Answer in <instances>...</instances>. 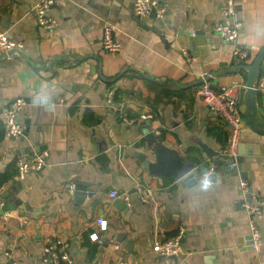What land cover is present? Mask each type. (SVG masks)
Instances as JSON below:
<instances>
[{
	"label": "crops",
	"instance_id": "0c3cea01",
	"mask_svg": "<svg viewBox=\"0 0 264 264\" xmlns=\"http://www.w3.org/2000/svg\"><path fill=\"white\" fill-rule=\"evenodd\" d=\"M38 1L0 0V32L26 47L0 57V209L22 202L0 215V264L7 253L17 264H44L43 250L58 236L71 243L74 264H264V213L257 251L244 207L251 198L240 185L247 180L264 192V135L244 117L250 105L245 67L264 49V0H237L242 32L235 43L214 32L224 0H166V17L147 20L135 16V0H66L51 8L59 23L51 31L31 13ZM106 23L117 28V54L101 48ZM235 45L252 58L237 60ZM204 79L215 88L234 87L238 97L242 176L222 171L208 155H223L230 131L199 97ZM17 98L26 100L19 118L30 130L14 139L5 132L3 105ZM257 108L263 122L261 93ZM157 143L194 164L198 182L145 168L139 155L154 163ZM39 153L48 154L44 169L16 179V162ZM211 166L219 177L199 181ZM100 216L109 227L94 243L89 235ZM182 229L183 254L177 260L159 256L156 246Z\"/></svg>",
	"mask_w": 264,
	"mask_h": 264
},
{
	"label": "built area",
	"instance_id": "2783aa9c",
	"mask_svg": "<svg viewBox=\"0 0 264 264\" xmlns=\"http://www.w3.org/2000/svg\"><path fill=\"white\" fill-rule=\"evenodd\" d=\"M61 1L66 0H39L32 7L31 13L34 15L41 29L51 31L59 27L58 21L52 17L50 11L54 5ZM134 14L141 20H147L153 15H156V17L160 19H164L167 15L166 0H135ZM115 31H117V28L111 23H106L104 25V33L100 43L103 51L117 54L122 50V44L116 38L114 34ZM214 32L227 43H235L240 37L242 23L238 19L237 0H224L222 19L214 26ZM25 48L24 42L13 38L6 31L0 32V57L19 55L25 51ZM233 56L241 62H246L252 58L250 51L243 45H235ZM257 91L264 95V76L259 80ZM197 93L205 106L214 114L222 117L227 123L230 137L228 146L223 155L234 160L228 168L232 171H239L237 158L239 157L244 120L234 87L215 88L212 87L208 81H204L203 84L199 86ZM114 94V91L110 93L108 104L112 103ZM25 105L26 100L23 98L6 101L3 105V122L6 135L9 138L19 139L24 136L25 126L21 123L19 117ZM120 119L125 123L131 121L126 113L120 114ZM47 160V153L37 154L30 159L20 158L15 165L16 179L21 180L32 172L42 171L47 165ZM214 173L215 167L211 166L208 172L199 178V181H209ZM240 185L243 192L249 194L251 198L246 201L244 207L251 217L250 234L252 247L259 251L263 245V241L258 219L264 213V192L253 190L250 182L247 180H241ZM110 195L113 199L120 198L117 191H112ZM142 200L144 202L147 201L145 195H142ZM95 225L97 228L89 235L90 241L94 243L101 240L100 233L108 230V218L106 216L98 217L95 220ZM183 236L184 230L182 229L178 235L159 243L156 246L157 254L161 257L180 256L183 254ZM71 248V243L67 239L58 236L44 248L42 261L44 264H74ZM6 255L8 257L6 264H17L16 261L11 260L12 256L10 254L7 253Z\"/></svg>",
	"mask_w": 264,
	"mask_h": 264
},
{
	"label": "water",
	"instance_id": "95a60500",
	"mask_svg": "<svg viewBox=\"0 0 264 264\" xmlns=\"http://www.w3.org/2000/svg\"><path fill=\"white\" fill-rule=\"evenodd\" d=\"M189 35H192L191 33H188ZM185 47L188 49L186 44H184ZM191 45L194 48V39L191 40ZM6 58L8 56H1V58ZM264 61V49L261 51L259 56L256 58L254 63L251 66L245 67L248 72V85H247V90L245 93L246 99L250 101V105L248 110L246 111L244 117L248 125L259 135H264V121L262 122L259 120V113H258V108H257V97H258V91L257 87L259 84L260 80V67L262 62ZM204 81H207L204 79L201 83L203 84ZM260 118L264 119V116H260ZM29 130L27 129L24 133V137H27L29 134ZM151 144H153L156 140L154 136H151ZM250 148V147H249ZM240 149L241 146H240ZM45 149L44 147H41L40 149L36 148L37 152H43ZM152 154L154 156L155 162L153 163L151 159H149L148 155L145 154H140L139 159L142 161L144 164V167L147 169H150L153 171L155 175H161L165 172L172 173L176 178L179 179H185V181L189 184H194L197 183L198 180L195 177V173H192V171L195 169V165L192 163H185L177 154H175L173 151L170 149L166 148L163 144L157 143L152 147ZM41 154V153H39ZM209 157L213 158L214 163H217L221 166H224L221 170L226 171L229 175H234L238 176L239 174L242 176L243 173H239V171H232L231 169L228 168V166L234 161L233 159L229 158L226 155L218 156L217 153L215 152H208ZM242 153L240 156L237 158V162L239 163V169H240V164L243 162L242 159ZM218 174H214L211 177V180H215L218 178ZM10 192H6V196H10ZM0 200H3L0 198ZM22 202L20 200H16L14 203L12 202L10 205L4 207L3 209H0V215H2L4 212L9 211L10 209H14L15 206H20ZM120 205L123 206V209H127L126 203L123 201H120ZM184 239L182 238V241ZM249 243L252 245L251 237H249ZM175 260H177L178 256H172Z\"/></svg>",
	"mask_w": 264,
	"mask_h": 264
}]
</instances>
